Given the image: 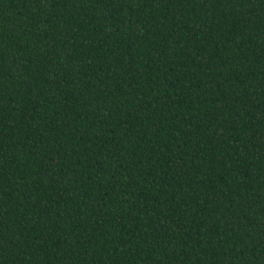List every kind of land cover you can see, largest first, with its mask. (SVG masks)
<instances>
[{"label": "trees", "instance_id": "1", "mask_svg": "<svg viewBox=\"0 0 264 264\" xmlns=\"http://www.w3.org/2000/svg\"><path fill=\"white\" fill-rule=\"evenodd\" d=\"M0 264H264V0H0Z\"/></svg>", "mask_w": 264, "mask_h": 264}]
</instances>
